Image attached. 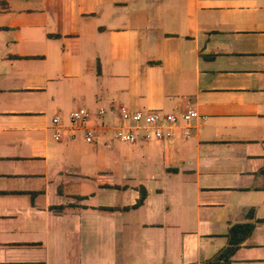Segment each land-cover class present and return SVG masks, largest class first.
<instances>
[{"label": "crops", "instance_id": "1", "mask_svg": "<svg viewBox=\"0 0 264 264\" xmlns=\"http://www.w3.org/2000/svg\"><path fill=\"white\" fill-rule=\"evenodd\" d=\"M0 264H264V0H0Z\"/></svg>", "mask_w": 264, "mask_h": 264}, {"label": "built area", "instance_id": "2", "mask_svg": "<svg viewBox=\"0 0 264 264\" xmlns=\"http://www.w3.org/2000/svg\"><path fill=\"white\" fill-rule=\"evenodd\" d=\"M120 116L121 126L117 128L115 138L122 142L133 144L140 136L148 140H161L166 137L167 131L174 128L181 121L189 123L197 118L198 114L193 110L177 115L162 112L145 113L122 108ZM89 120L90 113L86 110L76 111L70 116V122L74 127L86 126ZM53 123L58 128L54 137L57 141H60L63 138V120L57 116L54 118ZM85 139L87 142H93L95 139L94 131L86 132Z\"/></svg>", "mask_w": 264, "mask_h": 264}, {"label": "trees", "instance_id": "3", "mask_svg": "<svg viewBox=\"0 0 264 264\" xmlns=\"http://www.w3.org/2000/svg\"><path fill=\"white\" fill-rule=\"evenodd\" d=\"M254 225H245V226H235L232 229V233L237 235L238 233L241 234L238 241H244L253 231Z\"/></svg>", "mask_w": 264, "mask_h": 264}]
</instances>
